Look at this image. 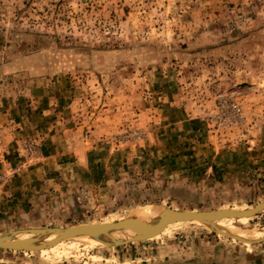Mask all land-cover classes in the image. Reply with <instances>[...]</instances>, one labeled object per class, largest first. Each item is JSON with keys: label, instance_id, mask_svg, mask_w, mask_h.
I'll list each match as a JSON object with an SVG mask.
<instances>
[{"label": "rangeland", "instance_id": "1", "mask_svg": "<svg viewBox=\"0 0 264 264\" xmlns=\"http://www.w3.org/2000/svg\"><path fill=\"white\" fill-rule=\"evenodd\" d=\"M28 113L43 131L11 147ZM47 141L59 189L0 234L264 201V0H0L1 193ZM167 223L140 242L0 249V264H264V209L228 232Z\"/></svg>", "mask_w": 264, "mask_h": 264}, {"label": "water", "instance_id": "2", "mask_svg": "<svg viewBox=\"0 0 264 264\" xmlns=\"http://www.w3.org/2000/svg\"><path fill=\"white\" fill-rule=\"evenodd\" d=\"M264 209V201L258 202L245 209L234 212L224 209L217 210H182L166 206L161 218L155 226L143 227L137 226L132 220L123 219L111 223H90V224H75L65 227L42 228V229H24L29 233L40 234L38 239H21L9 234H0V249L6 250H34L41 246H47L52 242L65 239H78L81 237L100 238L113 234L118 231H126L128 239L132 242H140L153 238L160 234L168 223V220H184L189 219L190 222H198L208 225L212 230L218 232H228V230H220L216 224L209 221L210 217H222L229 219H239ZM139 221L138 219H134ZM170 222V221H169ZM145 224V223H142ZM217 227V228H215Z\"/></svg>", "mask_w": 264, "mask_h": 264}, {"label": "crops", "instance_id": "3", "mask_svg": "<svg viewBox=\"0 0 264 264\" xmlns=\"http://www.w3.org/2000/svg\"><path fill=\"white\" fill-rule=\"evenodd\" d=\"M33 115L34 113L32 114L28 113L22 116L21 115L15 116L16 117L15 121H17V123L19 122L21 126H19L20 130H15L16 132H11L13 135L11 139L12 140L11 147L16 148V145L20 142L19 141L20 136H24L27 134L30 135L33 132L34 133L38 132V130L43 131V128H40L38 125H36L35 127L32 126V125H35V122L32 119ZM37 116L38 115H36L35 117L36 119H37ZM29 120H32L31 121L32 123L29 122ZM35 128H37V130H34ZM16 133L18 135H16ZM43 147H44L43 148L44 150L47 149L46 150L47 152L45 153V158L41 160V163H40L41 165L39 164L41 167L39 169L35 168V171L32 170L31 172L27 173L26 174L27 178L24 176L23 180L15 176L14 179L11 180L12 181L11 185L9 186L7 185L6 187L7 190L3 189L2 193L0 192V196H1L0 197V213H1L0 220H2L0 221L2 222L0 223V226L3 227L9 224L10 219L15 217L17 214L18 215H28L32 213L33 211L36 210V209H32V207L38 205L42 199L50 196L57 189H59V187H56V184H58V182L62 180L63 175H62V171H60L62 164L61 163L58 164V161H55L56 159H54L55 158L54 153L52 154L49 151V148L54 149V145L48 143L47 141V142H44ZM87 158H85L84 161H80V159L77 158L76 161L80 164V166L87 167L86 171L89 170L88 166H91L92 167L91 170L94 172V169H95L94 167L96 166L98 162H96V159H93V161L95 160L94 162L96 163H92L91 160ZM97 160H100V159H97ZM90 174H95V173L91 172L86 175L91 178ZM19 181L22 182V185L19 184L15 187L14 183L15 184L19 183ZM7 191H13L15 195L10 199H5L4 194Z\"/></svg>", "mask_w": 264, "mask_h": 264}, {"label": "bare ground", "instance_id": "4", "mask_svg": "<svg viewBox=\"0 0 264 264\" xmlns=\"http://www.w3.org/2000/svg\"><path fill=\"white\" fill-rule=\"evenodd\" d=\"M166 206L160 205V204H155V205H141L140 208L137 210V219L139 221H134L132 220L137 226H143V227H152L155 226L157 221L161 218L163 212L165 211ZM128 219V218H127ZM236 219H229L227 218L226 221L220 222L218 225V229L220 230H228V231H234L236 228L232 225V222ZM183 221L190 222L191 220L189 219H184ZM145 223V224H142ZM198 223V222H195ZM200 224V223H198ZM203 226L210 228L208 225ZM217 228V227H215ZM222 232V231H221ZM236 232L240 233V231ZM44 234V231H42L40 234H27L23 236H19L17 238L21 239H38L41 235ZM81 240H86L91 244L99 245V246H108V245H116V244H125V243H130L128 239V233L126 231H118L113 234H110L105 237H100V238H92V237H81L78 238Z\"/></svg>", "mask_w": 264, "mask_h": 264}]
</instances>
